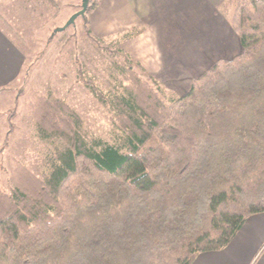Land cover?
Here are the masks:
<instances>
[{"label":"trees","instance_id":"1","mask_svg":"<svg viewBox=\"0 0 264 264\" xmlns=\"http://www.w3.org/2000/svg\"><path fill=\"white\" fill-rule=\"evenodd\" d=\"M224 2L241 53L182 96L109 42L110 85L81 75L106 137H88L64 101L32 91L27 110L51 149L39 175L15 160L0 190V264H192L264 214V0ZM83 29L104 42L86 18Z\"/></svg>","mask_w":264,"mask_h":264},{"label":"rangeland","instance_id":"2","mask_svg":"<svg viewBox=\"0 0 264 264\" xmlns=\"http://www.w3.org/2000/svg\"><path fill=\"white\" fill-rule=\"evenodd\" d=\"M100 1L92 12L86 13L83 18L79 17L74 25L50 39L55 29L63 27L81 9V0H0V28L25 58L18 81L8 92H0V190L6 189L15 160L25 163L33 173L39 175L44 153L51 149L37 134V127L43 126L27 110L32 91L41 94L50 92L64 101L79 117L88 137H106L109 134L111 127L106 112L83 86L84 79L81 75L88 74L93 77L99 86H109L108 67L112 62L110 53L114 49L113 46L110 48L109 42H117V48L126 52L124 43L135 38L140 30L132 29L137 34L123 40L121 37L125 33L122 28L113 26L111 35L98 37L92 31L90 19ZM217 11L221 15H229L231 12L230 9L228 12L224 0L217 7ZM84 18L89 23L92 35L104 41L100 46L86 37L83 29ZM194 48L199 54L206 53L209 58L197 74L204 72L217 59L231 60L241 53L240 45L231 54L220 53L216 47L210 45L197 44ZM130 58L139 63L131 56ZM145 72L151 76L146 70ZM180 72L189 73L184 65ZM151 77L177 96L184 95L191 81L195 79L191 76L183 78L182 81L187 82V87L178 93L166 85L168 81L179 84L177 79L165 77L164 84Z\"/></svg>","mask_w":264,"mask_h":264},{"label":"crops","instance_id":"3","mask_svg":"<svg viewBox=\"0 0 264 264\" xmlns=\"http://www.w3.org/2000/svg\"><path fill=\"white\" fill-rule=\"evenodd\" d=\"M221 2L101 0L90 19L91 28L98 37L111 35L113 26H119L124 33L140 30L124 43V50L160 82L166 84L165 77L177 79L179 84L168 81L166 85L180 93L187 87L182 79L198 78L203 72H197L209 60L194 46L210 45L220 53L231 54L240 45L227 20L217 11ZM24 63L20 49L0 28V92L14 86ZM182 65L188 74L180 72ZM192 264H264V214L249 217L223 251L202 253Z\"/></svg>","mask_w":264,"mask_h":264},{"label":"water","instance_id":"4","mask_svg":"<svg viewBox=\"0 0 264 264\" xmlns=\"http://www.w3.org/2000/svg\"><path fill=\"white\" fill-rule=\"evenodd\" d=\"M91 0H81V9L74 13L69 19L68 21L65 23V25L63 27L57 28L53 31V33L50 36V39L53 38V36L57 33L63 32L65 31L67 28H69L70 26L74 25L76 19L83 18L86 14L89 2Z\"/></svg>","mask_w":264,"mask_h":264}]
</instances>
